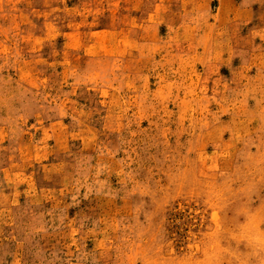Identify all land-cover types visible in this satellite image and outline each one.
<instances>
[{
  "label": "rangeland",
  "instance_id": "rangeland-1",
  "mask_svg": "<svg viewBox=\"0 0 264 264\" xmlns=\"http://www.w3.org/2000/svg\"><path fill=\"white\" fill-rule=\"evenodd\" d=\"M0 264H264V0H0Z\"/></svg>",
  "mask_w": 264,
  "mask_h": 264
}]
</instances>
